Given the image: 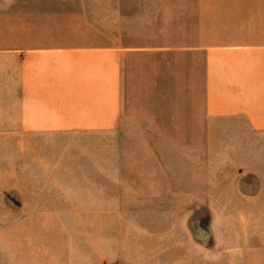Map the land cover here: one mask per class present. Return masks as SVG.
Returning a JSON list of instances; mask_svg holds the SVG:
<instances>
[{
    "label": "crops",
    "instance_id": "1",
    "mask_svg": "<svg viewBox=\"0 0 264 264\" xmlns=\"http://www.w3.org/2000/svg\"><path fill=\"white\" fill-rule=\"evenodd\" d=\"M143 70L148 102L167 105L160 134L206 135L211 151L217 120L235 122L258 139L248 167L264 183V0L0 2V264L42 262L39 222L35 239L9 217L24 211L9 206L10 165L17 181L40 182L42 140L119 133Z\"/></svg>",
    "mask_w": 264,
    "mask_h": 264
},
{
    "label": "rangeland",
    "instance_id": "2",
    "mask_svg": "<svg viewBox=\"0 0 264 264\" xmlns=\"http://www.w3.org/2000/svg\"><path fill=\"white\" fill-rule=\"evenodd\" d=\"M166 113V104L148 102V70L138 71L119 133L60 136L51 146L42 140L40 159L50 165L36 170L40 182L17 181L10 165L9 206L24 211L9 217L23 218L35 239L39 222L41 264H264L253 262L264 259V183L248 167L258 139H243L235 122L218 119L208 151L206 135L160 134L162 117L169 127ZM230 143L246 150L227 154ZM90 161L100 165L83 166ZM243 255L248 261H229Z\"/></svg>",
    "mask_w": 264,
    "mask_h": 264
}]
</instances>
